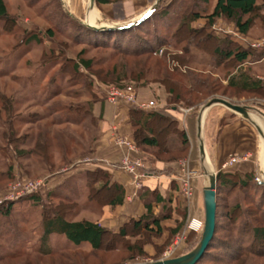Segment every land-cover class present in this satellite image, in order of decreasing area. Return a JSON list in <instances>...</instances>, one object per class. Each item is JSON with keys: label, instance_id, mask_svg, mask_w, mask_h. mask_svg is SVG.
<instances>
[{"label": "trees", "instance_id": "16d2710c", "mask_svg": "<svg viewBox=\"0 0 264 264\" xmlns=\"http://www.w3.org/2000/svg\"><path fill=\"white\" fill-rule=\"evenodd\" d=\"M33 1L35 11L49 19V24L45 28L23 27L18 45L44 44V41H47L45 45L50 49L49 52L43 50L42 62L49 60V55H56V46L57 57L61 60H49H56L55 62L60 64L58 75H52L49 80L52 85L44 99L52 100L63 90V93L71 98L82 97L85 92L91 95L84 101H69L57 106L52 103L51 110L59 109L70 114L64 116L65 121L79 124L85 116H91L94 123L95 104L102 105L104 99L106 100L104 86L110 83L125 86L128 82L150 80L149 74L155 71L156 75L152 79L156 77L160 83L163 82L162 79L171 82L170 86H166L168 95L165 97L164 106L143 107L137 102H119H126L135 143L142 148H153L152 153L159 159L173 160L187 155L189 139L186 130L179 126L177 117L164 111V108L195 104L202 98L215 94L247 93L264 96L263 80L250 74V65L245 63L263 57L264 45H244L228 34L220 36L210 29L209 25L197 27L193 24L196 17L206 14L209 24L214 17L225 16L242 34L248 33L253 24H257L264 31V0H157L150 11L136 23L103 28L84 23L80 17L71 14L64 7L62 0H31ZM40 1L43 3L36 5ZM115 1L119 0H95V4L102 7ZM0 19L3 20L6 30L18 24V19L9 12L5 0H0ZM56 34L61 37L56 39ZM82 42L86 46L110 44L114 48L113 53L119 52L130 59L133 58V65L128 67V62L123 60L125 63L112 64L109 73L102 75L94 69V59L84 55V49L75 56L67 55L64 46ZM159 49L162 51L157 54ZM193 50L205 53L206 60L198 57ZM192 62L202 64L209 68V71L195 70L190 66ZM78 78L83 87L70 89ZM223 78H226V82H223ZM56 79L69 83L66 87H61ZM99 88L104 92V99ZM54 119L48 122L51 124L60 117ZM8 126L11 136L14 130L10 122ZM171 135L180 140L179 146L169 142ZM11 140V137L8 138L10 145L13 144ZM13 146L16 158L31 156L32 153L43 154L38 148L25 150ZM5 149V146L0 147V161L7 164L5 171L0 170V183L5 179L6 185L9 180L14 179L15 174L14 164L8 161ZM71 160L72 158L65 157L63 163ZM84 175L86 196L89 200L102 207H111L123 202L125 188L120 182L112 179L111 172L106 168L96 166L86 169ZM254 177V170H217L215 229L203 254L194 264H212L209 261L213 260L221 264H264V184L257 183ZM74 191L72 186L67 191L52 188L45 190L44 196L39 189L25 193L17 199L1 201L0 237L9 238L10 242L15 243L22 242L23 240L19 241L20 238L27 239L25 235L22 236L21 228L10 218L12 209L24 202L29 205H41L42 231L38 245L0 253V264H10L9 259L22 256H39L40 259L52 255L56 256L61 264H94L90 258L102 260V254L106 252L115 253L113 256L118 255V260L113 264H122L124 260L140 255L157 258L185 222L183 216L175 226L165 227L164 233L161 220L172 214L171 199L160 195L157 189L149 188L146 189L149 196L144 197L146 212L138 217H129L116 230L101 225L96 220L70 218L69 215L80 206L78 194L75 195ZM51 195L55 199L58 196L57 201L50 200ZM152 199L162 201V208L158 213L151 210ZM221 204L225 205L223 216L229 223L222 227L219 219ZM221 229L226 232L224 235L219 233ZM53 232L66 235L73 245V253H68L66 248H56L50 243V234ZM194 235V232L189 233L187 242L190 245L185 251L196 244L197 240H190ZM161 236L164 237L163 240L156 242L155 239ZM85 241L89 243L90 249L87 253H81L79 248ZM147 245L153 247L152 253L147 251ZM215 248H218L217 253ZM25 263L28 264L26 261L22 262Z\"/></svg>", "mask_w": 264, "mask_h": 264}, {"label": "rangeland", "instance_id": "374dc122", "mask_svg": "<svg viewBox=\"0 0 264 264\" xmlns=\"http://www.w3.org/2000/svg\"><path fill=\"white\" fill-rule=\"evenodd\" d=\"M5 1L7 2L9 12L11 14H14L18 19V24L13 26L12 29L6 30L3 25V20L0 19V147L5 146L7 159L14 164V179L42 177L46 180V178L58 175L59 172L70 169L71 166H75L77 163L82 162L79 159L88 157V154L92 152L93 142L98 138L99 135L98 124L101 117H99V113L95 108L94 115L96 117L94 123H92L91 121V116H85L81 123L75 124L64 120L65 115H70L67 114V112L61 111L59 109L51 110L52 103L57 106L60 104L69 103V101H84L90 98L91 95L88 92H85L82 97L78 96L77 98H71L65 95V93H63V90V92L54 97V99L52 100L44 99L52 85L49 84L50 78L52 77V75H58L57 69L61 60L57 57V46L55 48L56 55H49V57L52 59L55 58L56 60L59 59L60 62H55L56 60L49 62V60H52L50 58L49 60L42 62L41 58L43 50L49 52L50 49V47L45 45V43H48L47 41H44V44L32 43L30 45L24 46L22 44L18 45V40L22 35L21 29H23V27H26L27 29H34L36 27L45 28L47 24H49V19H45L42 15L38 14L35 11V6L33 7V5L35 4L34 1ZM138 1L139 0H130V5L127 6L128 8L125 6L126 9L123 12L121 10L122 8H111V5L122 3L123 0L111 2L109 3V5L105 6L106 10L110 12L108 13L105 11L101 12L102 8H98L99 6H97L96 4H94L93 7L90 8L89 0H62L64 7L67 10L70 7H73L72 9L77 12V16L80 17L82 21H87V19H89L97 25L107 26H118L129 23L132 20L130 18L135 12V3ZM41 3H43V1L38 2L36 5H39ZM125 7H123V9ZM205 15L206 14H202L196 17L193 21L194 25L197 27L203 26L204 24L207 25L208 21H205ZM225 23H229L228 25H232V27L236 29L231 20H228L225 16H218L214 17V20L211 22L212 25L215 24L214 26H212V30L217 32L222 31L221 25ZM245 35L246 39L243 41L247 43L246 45L251 46V44L249 43L253 39L256 40L264 38V31L257 24H253L250 31ZM59 37L61 36L59 34H56V39H59ZM64 48L67 50V55L72 56H75L81 49H84V55L86 57H92V59H94L93 67L102 75H107V73H109L112 64H120L123 62V60L128 62V67L131 68V66L133 65V58L130 59L125 54H121L119 52L113 53L112 51L114 48L107 43L102 45L93 44L90 46H86V44H84L83 42L69 43V45H67V47L64 46ZM193 51L200 58H204L206 56V54H204L200 50ZM172 63L176 64V62ZM190 66L195 70L205 69L206 71H209V68L203 66L202 64L200 65L192 62V64L190 63ZM151 67L153 69L156 68L155 66ZM154 75H156L155 71L149 74L148 77L151 78L150 80H140L134 83L131 81L132 83L128 82L125 86L120 87H126L127 85H130L135 95L139 97L145 96V98H147L146 95H148L149 97H153L154 99H160V97L163 95V97L165 98L166 95H168L166 86H170L171 82L167 79H162V81L165 83L164 85V83H160L156 77L152 79ZM56 81H58L61 87H66L69 83L63 79H56ZM82 85V82L78 78L77 81L72 84L70 89H78L83 87ZM99 90L101 92V95L103 96L104 92L100 88ZM222 95L229 96L232 100L235 101H247L250 100L249 98H261V100L264 102V96H255L253 94L243 93L240 95ZM205 99L206 98H202L197 103L195 102V104H181V106L189 107V111H191L195 106L201 104ZM34 116L36 117L33 118ZM57 116L60 117V119H56ZM53 118H55L56 120L54 119L55 121L50 124L48 120H51ZM9 122L11 123V126L14 130L11 136L9 135ZM10 137L12 138V145H10V143L8 142V138ZM13 145L25 150L38 148V150H41L43 154L40 153L38 155V153H32L31 156L16 158L13 150ZM149 149L153 150V148ZM185 156L186 155H183L180 158ZM65 157L72 158V160L70 162L63 163ZM6 167L7 164L3 163L1 160L0 170L5 171ZM25 175H28L29 177ZM5 181L6 180L4 179L0 183V194L6 190L7 186L12 180H9L6 185ZM65 182L66 184L71 183V185L72 183H74V194H78L77 198L80 203L79 208H77V210L72 215H69L70 218H88L91 220L105 218L110 221L109 223L111 225V211H109L110 209L106 207L108 205H104L102 207L87 198L84 172H80L77 175L73 174V176L65 179L58 178V180L55 182L56 184L53 190H59L60 188L64 191H67L71 186L65 185ZM65 186L67 187L65 188ZM41 192L44 196L46 195L45 189L43 187L41 188ZM57 197L55 199L51 195L49 199L52 201H57ZM16 206L17 208L12 209L10 218L12 222H14L18 227L21 228L23 234L22 236L25 235L27 239L20 238L19 241H23L20 243H15L12 241L10 242L9 238L0 237V253H10L19 247L21 249L25 247H33L38 245L40 241L39 235L42 231V227L40 224L41 205H29L28 202H24ZM220 210L221 212L219 215V219L220 226L222 227L225 226V224L227 225L229 223L228 220L223 216V213L226 210L224 204L220 205ZM194 218L200 220L204 219H202L201 216L189 215L184 222L181 230L174 233L171 241L167 244V246L163 249L161 255L157 258H160L161 256L167 254L169 256H174L177 253L185 251L190 245V243L187 242V237L191 232H194L195 235L194 237L192 236L190 240L198 241L201 233L200 230H195V228L189 225L190 221ZM219 233L224 235L226 232L221 229ZM50 243L56 248H66L68 253H71L73 251L71 249L73 245L69 242L64 233H51ZM89 249V243L86 241L79 248L81 253H87ZM217 249L218 248H215L216 253L218 251ZM113 254H111V252L103 253L102 260L97 258L90 259H92L91 261L94 264H100V262L102 261L104 262L103 264H113L118 260V255L113 256ZM38 257L36 258L35 256H22L11 260L9 259V261L10 264L16 262H20V264H22L23 261L28 262V264H61L59 262V259L55 258L56 256L53 255L49 257H42L40 259ZM150 258L151 257L147 255H140L132 259L124 260L122 264H140L144 261L156 259ZM209 263L221 264V262H217L214 260L209 261Z\"/></svg>", "mask_w": 264, "mask_h": 264}, {"label": "crops", "instance_id": "0c3cea01", "mask_svg": "<svg viewBox=\"0 0 264 264\" xmlns=\"http://www.w3.org/2000/svg\"><path fill=\"white\" fill-rule=\"evenodd\" d=\"M129 1L130 0H123L122 3L111 5V8H122L121 10L123 12L126 7L130 5ZM155 2L156 0H139L136 2L134 8L135 12L130 19L136 20L135 18L138 19L140 16L144 15ZM106 5L109 4H104L102 7L98 8H102L101 12L105 11L110 13L106 10ZM123 7L125 8L123 9ZM72 8L73 7H70L68 9L70 13L78 15ZM228 24H222V31L216 32L220 36L228 34L230 37L246 45L247 43L243 41L246 39V35L240 33L237 29L233 28L232 25L230 26ZM207 25L212 29V24L207 23ZM203 26L206 25L204 24ZM206 58L207 55L203 59L206 60ZM245 63L250 65V74L259 78L264 74V56ZM223 82H226V78H223ZM146 96L147 98H145V96L136 97L140 102L142 100L146 102L156 101L157 107H162L166 104L163 95L160 99H154L148 95ZM213 96H222L232 102L246 105L249 110L250 118L243 116L220 102H213L206 105V102ZM213 96L206 98L201 104L195 106L189 112H184L181 109V105L178 107L168 106L164 108V111L177 117L179 126L186 130L189 139V150L187 155L173 160L164 158L159 159L155 157L149 148L138 146V151H127L125 147L115 144L113 142V135L116 133L127 135L133 140L132 126L127 115V105L125 102H110L108 100H105L102 105L96 103L94 112L96 108L99 113L97 114L100 115L99 117L101 118L98 124L99 135L93 142L92 152L88 154V157L79 159L82 162L77 163L75 166H71L70 169L59 172L58 175L46 178L44 189L49 190L54 188L58 178L65 179L73 176V174L77 175L80 172H84L86 169L102 166L111 172L113 180L120 182L124 186L125 192L121 204L111 207L106 206L110 209L109 211H111V225L109 223L110 221L105 218L96 220L99 224L116 230L119 225L129 217H138L145 213L146 206L144 204V197L149 196L146 191L147 188L157 189L160 195L170 197L171 199L170 205L172 214L170 217L161 220L164 233H166L165 227L175 226L178 221L182 220L183 216H185V221L189 215L201 216L203 219V188L208 184V174L211 171L216 173L219 169L238 168L240 170H254L256 172L263 167L264 161V137L260 132V129H264V102L261 98H249L250 100L247 101H235L232 100L231 97L222 94ZM169 142L174 146L180 145V140L175 135H171ZM201 145H203L204 153L200 150ZM127 153L131 156L141 158L142 166L139 167L140 171H146L154 175L157 173H167L171 175L172 178L169 184L161 186L158 184V179L155 176H147L142 179L140 186L136 185L133 175L122 169L120 165L121 157ZM231 155H242L243 158L233 164L223 166V163L229 159ZM188 173L192 186L191 196L185 195L181 188V177ZM65 185L75 188L74 183L71 185V183L66 184L65 182ZM66 187L67 186H65V188ZM161 208L162 201L155 199L151 200V210L154 213H158ZM181 228L176 232H179ZM163 238L164 237L161 236L156 238L155 241L160 243ZM146 249H148L149 253L154 251L151 245H147ZM184 252L185 251L175 255ZM150 259H152V257Z\"/></svg>", "mask_w": 264, "mask_h": 264}, {"label": "built area", "instance_id": "2783aa9c", "mask_svg": "<svg viewBox=\"0 0 264 264\" xmlns=\"http://www.w3.org/2000/svg\"><path fill=\"white\" fill-rule=\"evenodd\" d=\"M206 22L208 18L206 17ZM213 24L212 26H214ZM251 46L258 47L264 45V38L260 39H253L250 41ZM161 49L157 52L161 53ZM260 78L264 82V74L260 76ZM104 91L106 95V99L110 102H119V101H126V102H137L139 105L143 107H154L157 105L156 101H138L136 98L135 93L130 85L126 87H120L115 84H108L104 86ZM181 109L184 112L189 111V107L181 106ZM113 142L119 146H123L127 149V151H138V146L134 143V141L127 135L124 134H114L113 135ZM243 158L242 155H231L229 159H227L223 166L233 164L234 162L240 161ZM121 168L133 175L135 179L136 185L140 186L142 183V179L147 176H155L158 179V184L161 186H166L171 181V175L167 173H157L152 174L149 172L140 171L139 167L142 166V160L140 157L131 156L129 153L123 155L120 160ZM255 181L259 184L264 182V176L261 170L255 172ZM45 184V178L42 177H35V178H15L12 180L9 185L7 186L6 190L0 194V202L3 200H12L17 199L25 193H31L41 189ZM181 188L185 195L190 196L192 193V186L190 183V175L185 174L181 177ZM189 225L195 230H200L202 226V220L194 218L190 221ZM178 238V237H177ZM163 257H169V255H164ZM162 257V258H163Z\"/></svg>", "mask_w": 264, "mask_h": 264}, {"label": "water", "instance_id": "95a60500", "mask_svg": "<svg viewBox=\"0 0 264 264\" xmlns=\"http://www.w3.org/2000/svg\"><path fill=\"white\" fill-rule=\"evenodd\" d=\"M94 4H95V0H89L90 8L93 7ZM152 6L148 9V11L144 15L140 16L138 19L132 20L127 24L118 25V26H126L136 23L138 20H140L150 11ZM83 22L95 28L113 27L107 25L92 24L86 20ZM213 102H220L226 105L227 107H229L230 109L239 112L243 116L250 118L249 110L246 105L232 102L231 100L222 96L211 97L206 102V105H209ZM260 132L264 137V129L263 130L260 129ZM200 150L202 153H204L203 145L200 146ZM260 170L264 176V161H263V167ZM215 189H216V173L214 171H211L208 174V184L203 188L204 219H203V227L197 243L190 250L181 253L179 255L163 257V258L161 257L149 261H144L140 264H194L203 254L205 248L207 247L214 233L215 221H216V190Z\"/></svg>", "mask_w": 264, "mask_h": 264}, {"label": "bare ground", "instance_id": "6f19581e", "mask_svg": "<svg viewBox=\"0 0 264 264\" xmlns=\"http://www.w3.org/2000/svg\"><path fill=\"white\" fill-rule=\"evenodd\" d=\"M87 21H88L89 23L96 24V23H93L92 21H90L89 19H87ZM109 25H110V24H109ZM263 158H264V156H263ZM202 227H203V220H202V226H201L200 231L202 230Z\"/></svg>", "mask_w": 264, "mask_h": 264}]
</instances>
